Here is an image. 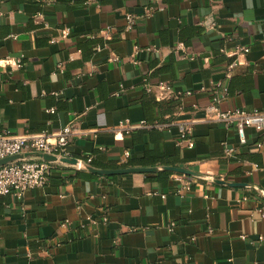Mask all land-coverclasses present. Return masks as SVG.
<instances>
[{
    "label": "crops",
    "instance_id": "0c3cea01",
    "mask_svg": "<svg viewBox=\"0 0 264 264\" xmlns=\"http://www.w3.org/2000/svg\"><path fill=\"white\" fill-rule=\"evenodd\" d=\"M159 81L161 99L146 89ZM217 83L222 109L264 110V0H0V133L73 124L78 160L22 199L0 196V264H264V131L242 144L206 119ZM170 118L192 124L193 148L176 125L118 129ZM164 166L207 178L178 194ZM87 215L108 221L82 227Z\"/></svg>",
    "mask_w": 264,
    "mask_h": 264
},
{
    "label": "built area",
    "instance_id": "2783aa9c",
    "mask_svg": "<svg viewBox=\"0 0 264 264\" xmlns=\"http://www.w3.org/2000/svg\"><path fill=\"white\" fill-rule=\"evenodd\" d=\"M37 16H42V12L37 13ZM128 28L135 23V18L131 14L127 16ZM70 29L65 28L63 34L68 35ZM248 51V49H245ZM115 54L110 56V60H117ZM21 62H17L20 66ZM234 63L229 67L232 68ZM62 67V66H61ZM155 87L159 88L161 94H155ZM148 92L156 95V98L161 99L167 97L166 93H171L170 85L165 81H159L155 86L146 84ZM164 93V94H163ZM188 94L190 91L187 92ZM211 100L209 104L204 106L205 117L208 120L223 123L225 126H235L237 128L239 140L242 144L247 143L246 128H254L258 131H264V110L255 109L247 111L241 108H230L224 110L221 108V102L228 95V88L220 83L210 87ZM195 107H198L195 105ZM51 109L50 111H53ZM176 125L179 130V136L176 139V144L180 147L193 148L195 146L194 132L192 124L188 121L171 119L166 122L149 123L146 120L140 122H132L129 119L120 122L119 128L126 133H131L138 128H163ZM75 134L73 124H68L55 133H23L14 134L10 131L0 133V159L16 155L24 152H45L58 156L71 157L70 145ZM259 147L262 146L260 142ZM226 156H232L234 149L226 144L224 145ZM257 167V165H256ZM53 164L40 159H23L13 161L0 167V196L11 194L18 199H22L28 189L45 186L51 177ZM175 180L179 182L177 188L178 194L191 189L194 177L176 173ZM108 217H101L100 221L93 215H87L81 223L82 227L87 224H97L99 222H107ZM175 223L172 222L170 230H173ZM62 228H70L72 223L69 219L60 222ZM245 237V236H244ZM260 242H264V236L259 237Z\"/></svg>",
    "mask_w": 264,
    "mask_h": 264
},
{
    "label": "water",
    "instance_id": "95a60500",
    "mask_svg": "<svg viewBox=\"0 0 264 264\" xmlns=\"http://www.w3.org/2000/svg\"><path fill=\"white\" fill-rule=\"evenodd\" d=\"M23 159H40L47 162H50L52 164L56 163H69V164H77L78 160L76 158L71 157H64V156H58L55 154L45 153V152H24L19 153L16 155H11L5 158L0 159V167L4 166L8 163H11L13 161L23 160ZM163 169L171 170L177 173L185 174L194 178H204L206 179V176H203L202 174L196 173L194 171H191L187 168L179 167V166H164ZM90 170H93L94 172H97L99 174L104 175H116V174H125L130 172H149V171H155L157 170L156 167L153 168H121V169H94L90 168ZM209 179V178H208ZM216 182H222L219 179H214Z\"/></svg>",
    "mask_w": 264,
    "mask_h": 264
},
{
    "label": "trees",
    "instance_id": "16d2710c",
    "mask_svg": "<svg viewBox=\"0 0 264 264\" xmlns=\"http://www.w3.org/2000/svg\"><path fill=\"white\" fill-rule=\"evenodd\" d=\"M174 117V116H173ZM173 117H171V118H173ZM170 118V119H171ZM147 121V120H146ZM147 122H149V121H147ZM154 122H156V121H153V122H149V123H154ZM159 122V121H158ZM154 129H158V128H154ZM91 162L92 163H94L95 165H98V166H101V167H119V166H112V165H109V166H106V165H100V164H98L97 162H95V160L94 159H92L91 160ZM149 162H147V163H143V161L142 162H140V163H137V165H147ZM125 165H128V164H125ZM174 174H176V173H174Z\"/></svg>",
    "mask_w": 264,
    "mask_h": 264
}]
</instances>
